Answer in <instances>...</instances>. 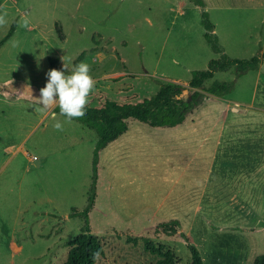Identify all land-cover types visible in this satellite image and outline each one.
Wrapping results in <instances>:
<instances>
[{
  "label": "rangeland",
  "instance_id": "374dc122",
  "mask_svg": "<svg viewBox=\"0 0 264 264\" xmlns=\"http://www.w3.org/2000/svg\"><path fill=\"white\" fill-rule=\"evenodd\" d=\"M204 1L205 9L193 0H0V15L7 14L0 41L16 24L0 48V82L21 80L41 89L51 59L65 75L84 62L95 80L87 106H102L101 97L136 103L156 95L165 83L188 88L194 71L207 69L223 54L250 59L264 50V9L229 10L227 0ZM203 10L215 25L218 22L222 52H215L205 38ZM216 80L234 81L231 94L241 102L264 105V60L258 70L238 78L235 68L216 72L199 91L208 97L207 89ZM40 106L0 94V264H64L71 240L85 224L84 217L72 213L88 204L98 135L78 121L64 123L61 114L53 119ZM57 120L63 123L62 131L54 128ZM144 126L130 120V134H140ZM257 133L264 134L261 129ZM155 144L154 137H136L100 158L99 197L90 214L93 232L105 248L97 264L157 263L160 257L146 250V238L175 250L178 264H192L185 239L157 227L154 209L147 217L131 210L136 214L128 217L131 211L124 209L128 205L123 197L112 194V187L137 193L145 179L152 205L156 172L169 186L170 174L160 169L164 158ZM202 216L199 213L195 225L181 228L207 264L209 259L215 264H240L242 259V264H253L252 258L263 252L264 237H257L255 250L243 251L242 233L235 234L219 220L204 225ZM206 230L212 232L211 240ZM129 237L138 243L129 242Z\"/></svg>",
  "mask_w": 264,
  "mask_h": 264
},
{
  "label": "crops",
  "instance_id": "0c3cea01",
  "mask_svg": "<svg viewBox=\"0 0 264 264\" xmlns=\"http://www.w3.org/2000/svg\"><path fill=\"white\" fill-rule=\"evenodd\" d=\"M226 3L229 10L264 9V0H227ZM232 94L220 97L208 92L203 104L183 124L167 129L144 124L140 134L132 136L129 130L102 151L101 156L105 151H118L113 146L127 147L136 137H154L156 150L164 158L160 169L170 174L169 186L168 180L156 172L152 205L148 204L152 190L148 191L145 179L140 181L137 193H121L119 188L112 187L113 197L121 195L123 203L128 205L124 209L137 210L142 217L149 216L148 210L154 209L157 227L172 220L179 221L181 226L195 225V219L202 213L204 225L219 220L235 234L240 232L245 236L243 251H253L260 241L257 237H264V134L257 133L259 129L264 132V105L257 101L241 102ZM55 108L48 111L55 113ZM248 120L252 123H246ZM132 211L127 212L128 217L136 214L135 211L131 215ZM183 230L180 228L179 233ZM211 234L206 230L207 239L211 240ZM257 256L252 258V263ZM208 264L215 262L209 259Z\"/></svg>",
  "mask_w": 264,
  "mask_h": 264
},
{
  "label": "trees",
  "instance_id": "16d2710c",
  "mask_svg": "<svg viewBox=\"0 0 264 264\" xmlns=\"http://www.w3.org/2000/svg\"><path fill=\"white\" fill-rule=\"evenodd\" d=\"M193 1L202 9L206 8L204 0ZM202 15L206 29V40L215 52H222V46L215 33L216 25L211 20L209 12L203 10ZM15 30L16 24H13L8 34L0 41V48L12 37ZM58 32L60 37L64 39L62 27L58 26ZM263 60V49L250 59L232 58L227 54H223L219 59H212L207 69L194 71L188 88L180 83H165L161 85L156 95L136 103L128 101L119 103L107 97H101L102 106H86V115L84 117L72 119L94 130L98 135V141L94 150L93 181L88 204L84 210L73 209L72 213V216L84 217L85 224L81 233L71 240V248L64 264H97L105 254L104 245L99 237L94 234L90 224V214L94 210L98 198L100 158L102 151L128 133L130 120H136L153 128L167 129L177 127L186 122L189 115L203 104L206 96L199 90L204 89L205 83L213 79L216 72H226L235 68L236 77L238 78L249 71L258 70ZM55 65L56 59H51V70L55 69ZM234 88V81L222 82L216 80L207 89V92L223 97L231 94ZM186 89H190V95L184 94ZM54 111L60 114L58 105ZM160 228L163 229L166 235L175 236L179 233L178 228H181V224L177 220H172L160 224ZM180 234L191 251L192 264H204L199 249L190 242L186 233L181 231ZM128 241L138 243V239L133 237H129ZM144 244L148 252L160 257L158 262L154 264H178L176 252L169 246L162 243L157 244L148 238L145 239ZM253 264H264V252L256 257Z\"/></svg>",
  "mask_w": 264,
  "mask_h": 264
},
{
  "label": "clouds",
  "instance_id": "9594fccd",
  "mask_svg": "<svg viewBox=\"0 0 264 264\" xmlns=\"http://www.w3.org/2000/svg\"><path fill=\"white\" fill-rule=\"evenodd\" d=\"M6 13L0 15V25H4ZM27 24V21H24ZM66 69L67 66L64 63ZM90 65L81 62L75 65L70 74L65 75L64 71L52 69L47 73L48 81L45 87L40 89L39 98H35L31 85L26 83L23 90L17 92V99L27 98L40 106V111H48L55 106H59L60 114L66 119L64 123L71 122L74 118H82L86 115V106L89 103V96L95 89V80L92 77ZM13 81L10 82L12 85ZM52 118L56 119V114L52 113ZM58 131L63 130V123L59 120L54 124Z\"/></svg>",
  "mask_w": 264,
  "mask_h": 264
},
{
  "label": "water",
  "instance_id": "95a60500",
  "mask_svg": "<svg viewBox=\"0 0 264 264\" xmlns=\"http://www.w3.org/2000/svg\"><path fill=\"white\" fill-rule=\"evenodd\" d=\"M10 82H11L10 80L7 82H4V83L0 82V94L5 95L9 99L17 100L18 97L15 94V92H13L12 89H15L17 92H19L18 91L19 89L23 90L26 82L21 81V80H15V81H13L12 85L10 84ZM31 89H32L33 96L35 98H39L40 89L35 85H31ZM184 94L190 95L191 94L190 89H186L184 91ZM20 99H27V98H20ZM27 100H30V99H27Z\"/></svg>",
  "mask_w": 264,
  "mask_h": 264
},
{
  "label": "bare ground",
  "instance_id": "6f19581e",
  "mask_svg": "<svg viewBox=\"0 0 264 264\" xmlns=\"http://www.w3.org/2000/svg\"><path fill=\"white\" fill-rule=\"evenodd\" d=\"M18 91H22L21 89H19Z\"/></svg>",
  "mask_w": 264,
  "mask_h": 264
}]
</instances>
